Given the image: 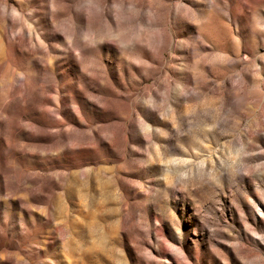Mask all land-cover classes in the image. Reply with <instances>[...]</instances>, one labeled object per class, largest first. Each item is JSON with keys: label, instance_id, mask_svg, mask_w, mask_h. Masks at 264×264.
Wrapping results in <instances>:
<instances>
[{"label": "rangeland", "instance_id": "obj_1", "mask_svg": "<svg viewBox=\"0 0 264 264\" xmlns=\"http://www.w3.org/2000/svg\"><path fill=\"white\" fill-rule=\"evenodd\" d=\"M0 264H264V0H0Z\"/></svg>", "mask_w": 264, "mask_h": 264}]
</instances>
